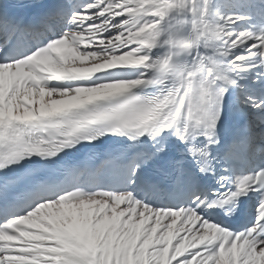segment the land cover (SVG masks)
Segmentation results:
<instances>
[{"label": "snow or ice", "instance_id": "obj_1", "mask_svg": "<svg viewBox=\"0 0 264 264\" xmlns=\"http://www.w3.org/2000/svg\"><path fill=\"white\" fill-rule=\"evenodd\" d=\"M211 4L58 0L39 10L18 0L0 13V264H264V166L231 180L236 141L217 134L231 111L233 130L264 153V94L247 91L264 93V30H232L238 16L212 21ZM184 12L199 39L182 68L157 77L152 50L165 22L168 34L189 22L175 19ZM244 65L257 68L250 83ZM133 67L132 78L115 71ZM150 86L152 99L133 91ZM105 135L130 143L102 150L93 141ZM170 135L185 145L179 156ZM78 144L81 158L57 160ZM205 178L216 180L211 195ZM249 192L256 222L230 230L223 219L244 213Z\"/></svg>", "mask_w": 264, "mask_h": 264}, {"label": "bare ground", "instance_id": "obj_2", "mask_svg": "<svg viewBox=\"0 0 264 264\" xmlns=\"http://www.w3.org/2000/svg\"><path fill=\"white\" fill-rule=\"evenodd\" d=\"M197 6H199V0H197ZM229 8H233L235 13H240L245 16L244 20L246 21V23H242V21L234 22L235 24L238 23V25L243 26L241 31L247 30L252 33H258L257 30L259 23H261L264 20V0H255V1L241 0V3H238L237 0H212L211 10L208 18L212 21H216L217 14L221 15L222 13H225V11H227ZM123 18H127L126 13L123 14ZM175 19L176 20L186 19L189 22L184 25L178 24L176 28L172 30V32L179 30L182 35H187V33H190L191 21L187 12L181 13L180 15L176 16ZM172 23L175 24V20H173ZM164 26L166 27V30H165V35L162 37V40L166 39L168 34V23L165 22ZM236 29L237 28H233L232 30L236 31ZM113 35H116V33H113ZM94 39L96 41H99L101 39L106 41L107 39H109V37L107 36L106 33H103L100 36L95 37ZM84 46H85L84 44L81 45V47ZM88 47H93V45H88ZM159 50L161 51L162 54L165 48L159 47ZM118 54H122V52H118ZM137 70H138L137 68L133 67V68H122L115 71L120 76H123L125 78H132L135 76ZM239 75L244 78L243 82L250 83V81L258 75L257 68L252 65H244L240 69ZM55 83L56 82H54L53 84ZM142 88L143 87H140L134 89L133 91L137 93L138 91H142ZM252 94L258 96L264 93H262L261 89L258 87L252 89ZM235 141H236V147L234 149L235 159H234V163L232 164V173L235 174V180H236L237 178H242L243 176L248 175L252 171L261 167L264 163V153H259V152L253 153L249 149L248 145L242 141L241 137ZM250 194L252 197L250 198L251 203L249 204V208L252 210L254 204H256L257 199L254 193L250 192ZM248 223H250V220L248 221ZM176 242L177 239L174 238L173 245H175ZM185 247L188 250H191L190 244H186Z\"/></svg>", "mask_w": 264, "mask_h": 264}, {"label": "clouds", "instance_id": "obj_3", "mask_svg": "<svg viewBox=\"0 0 264 264\" xmlns=\"http://www.w3.org/2000/svg\"><path fill=\"white\" fill-rule=\"evenodd\" d=\"M198 39L194 33L182 35L179 30L168 34L162 41L165 50L154 61L158 65L155 75L160 77L166 72L182 68L185 62L181 57L186 56L188 48L194 46Z\"/></svg>", "mask_w": 264, "mask_h": 264}, {"label": "rangeland", "instance_id": "obj_4", "mask_svg": "<svg viewBox=\"0 0 264 264\" xmlns=\"http://www.w3.org/2000/svg\"><path fill=\"white\" fill-rule=\"evenodd\" d=\"M235 14H236V15H235ZM221 15H225V16L231 15V16H234V17L238 16V17H241V18H240V19H236L235 22H236V21H242V23H245V20H244V19H245V16H244V15H241V14H238V15H237V13H235V12L233 11L232 8H229L227 11H225V13H222ZM239 27H240V28H239ZM242 27H243V26L238 25V23H236V24L233 23V25H232V29H233V28H237V29H238V30L236 29L237 32L241 31V30H242ZM125 35H127V33H125ZM131 47H132V46H130V47L128 48V50H130ZM247 91H249V92L252 93V88L249 87V88L247 89Z\"/></svg>", "mask_w": 264, "mask_h": 264}]
</instances>
